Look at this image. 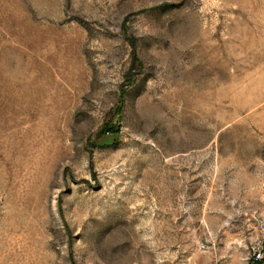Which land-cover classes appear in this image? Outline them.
I'll list each match as a JSON object with an SVG mask.
<instances>
[{
  "label": "rangeland",
  "instance_id": "1",
  "mask_svg": "<svg viewBox=\"0 0 264 264\" xmlns=\"http://www.w3.org/2000/svg\"><path fill=\"white\" fill-rule=\"evenodd\" d=\"M264 230V0H0V264H246Z\"/></svg>",
  "mask_w": 264,
  "mask_h": 264
},
{
  "label": "built area",
  "instance_id": "2",
  "mask_svg": "<svg viewBox=\"0 0 264 264\" xmlns=\"http://www.w3.org/2000/svg\"><path fill=\"white\" fill-rule=\"evenodd\" d=\"M246 264H264V230L261 236L247 248Z\"/></svg>",
  "mask_w": 264,
  "mask_h": 264
}]
</instances>
